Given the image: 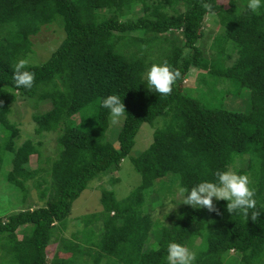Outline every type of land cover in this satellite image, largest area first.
I'll return each mask as SVG.
<instances>
[{
  "label": "trees",
  "instance_id": "trees-1",
  "mask_svg": "<svg viewBox=\"0 0 264 264\" xmlns=\"http://www.w3.org/2000/svg\"><path fill=\"white\" fill-rule=\"evenodd\" d=\"M97 3L104 1L0 0V210L16 201L9 215L0 214V264H167L173 240L195 251L193 264H264V7L257 15L245 11L247 0ZM207 16L218 24L209 35ZM51 25L62 26L63 40L44 63L28 61L33 85L17 89L15 63L29 59L31 38ZM160 62L180 72L166 95L149 92L141 79ZM191 68L195 86L184 83ZM112 94L126 111L116 146L100 106ZM225 100L243 101L232 111ZM18 102L35 109L37 136L57 134L53 158L41 161V141L17 146L20 128L1 114ZM41 104L50 109L39 111ZM143 124L154 131L149 147L130 158L139 185L120 200L102 189V210L82 218L80 240L63 237L88 184L102 177L117 183L110 176ZM34 155L37 166L29 169ZM237 162L255 189V220L228 213L224 200H214L211 211L185 204L174 211L161 200L171 189L214 181ZM51 245L58 256L48 261Z\"/></svg>",
  "mask_w": 264,
  "mask_h": 264
},
{
  "label": "rangeland",
  "instance_id": "rangeland-1",
  "mask_svg": "<svg viewBox=\"0 0 264 264\" xmlns=\"http://www.w3.org/2000/svg\"><path fill=\"white\" fill-rule=\"evenodd\" d=\"M104 3H97L96 5L106 4L108 0H103ZM107 1V2H106ZM94 2V0H93ZM100 2V1H99ZM130 18V17H129ZM135 17H133L134 19ZM218 30V24L216 18L214 16H207L205 18L203 24V31L205 35H209L210 33H214ZM65 33L62 29V26L51 25L48 28H42V30L35 36L32 37V52L33 54L29 55V59L27 58L26 61H30L33 65H39L44 63L46 60L49 59L50 55L58 48L61 41L63 40ZM195 74L196 70L191 68L188 70L187 78L185 79L184 83L188 86H195ZM228 100H225L224 104H228ZM243 101V100H242ZM241 100H235V102L230 103L226 106L228 110L236 111L235 108H238L242 102ZM238 105V106H237ZM234 108V109H233ZM50 109L49 104H41L38 107V110L41 112H46ZM35 112V109L29 106L26 102H18L13 105L12 112L9 114L6 111H3L1 117L3 118L4 122H14L20 128V138L17 141V146H20L21 143L26 140L30 139L32 141H41L42 147L40 148L42 152L41 161L44 157L53 158L56 152V133H51L48 135H41L37 136L34 132V123L31 118V115ZM77 120V118H75ZM122 125V119L119 120L118 123L112 124L109 120V129L107 133L108 141L113 144L114 146L117 145V135L120 131ZM153 128L148 124L141 125L136 137L135 143L132 148L130 155L125 158L121 163V168L119 171L114 172L110 177L112 179H117V183L112 186L106 177H102L100 180L94 179L89 184L88 187L80 194V196L73 202L71 214L67 218L65 222V229L61 232V235L65 238H69L71 235H75L77 239L75 241L80 240V235L83 231L81 220L84 217H87L91 214L98 213L102 210L100 205V195L102 189L111 190L115 192V196L118 200L126 197L130 194L140 183L141 177L133 168L131 163V157L138 156L140 153L145 151L152 142L153 137ZM29 162L27 163V168L34 169L37 166L36 157L31 156L28 157ZM39 166V165H38ZM41 167L45 166L43 162L40 164ZM236 169H245V166L241 163L237 162L234 167H231L229 170ZM237 172V171H236ZM29 186V199L31 198L33 202L36 203L37 193L36 190L31 186V183H27ZM3 187V186H2ZM173 194L169 193L165 195V200L161 199L164 205L169 204L171 207L176 205L173 210L175 211L177 208L183 206L184 204L183 199L181 196L177 195L178 189H171ZM158 196H153L152 200H158ZM172 198V199H170ZM29 199L26 202H29ZM160 199V198H159ZM216 200L213 198V201ZM18 202V201H17ZM15 199H12L9 203L6 204V207L0 210V214L9 215L11 209L16 206ZM173 203V204H172ZM19 204V203H18ZM22 209H26V206H21ZM21 209V210H22ZM18 210V208H16ZM168 213L167 211H165ZM163 212V213H165ZM155 217H160L158 212L154 214ZM82 229V230H81ZM81 231V232H80ZM80 232V233H78ZM53 247L52 245L47 247L48 250V261L53 260L55 257L58 256L56 249L51 250ZM233 254V253H231Z\"/></svg>",
  "mask_w": 264,
  "mask_h": 264
},
{
  "label": "clouds",
  "instance_id": "clouds-1",
  "mask_svg": "<svg viewBox=\"0 0 264 264\" xmlns=\"http://www.w3.org/2000/svg\"><path fill=\"white\" fill-rule=\"evenodd\" d=\"M205 9L211 5L204 3ZM264 0H247L245 11L260 14ZM187 51V50H186ZM27 61L18 60L12 72V82L19 89H30L33 85L34 73L25 70ZM180 72L171 68L167 62L152 63L141 75L142 82L151 93L166 95L172 91V86ZM100 106L108 111L110 121L116 124L126 115L122 99L117 94L101 98ZM214 181H201L190 189L179 187L177 195L183 199V204L194 209L207 208L213 210V198L226 201V209L231 214H242L253 220L260 214L257 209L255 189L251 187L249 177L234 170L216 171ZM172 199V198H170ZM176 205L171 207L174 208ZM261 210V209H260ZM167 264H193L196 253L189 247L176 241H169L166 249Z\"/></svg>",
  "mask_w": 264,
  "mask_h": 264
}]
</instances>
